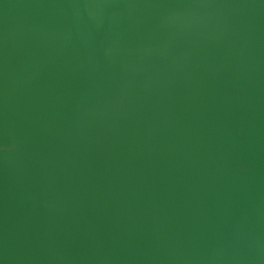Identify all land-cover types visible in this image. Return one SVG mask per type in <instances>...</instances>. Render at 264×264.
<instances>
[{
    "label": "water",
    "instance_id": "water-1",
    "mask_svg": "<svg viewBox=\"0 0 264 264\" xmlns=\"http://www.w3.org/2000/svg\"><path fill=\"white\" fill-rule=\"evenodd\" d=\"M0 264H264V0H0Z\"/></svg>",
    "mask_w": 264,
    "mask_h": 264
}]
</instances>
